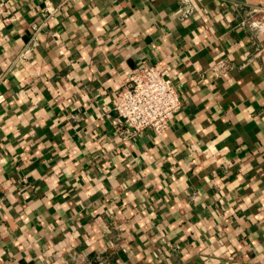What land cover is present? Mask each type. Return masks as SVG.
<instances>
[{"label":"crops","instance_id":"crops-1","mask_svg":"<svg viewBox=\"0 0 264 264\" xmlns=\"http://www.w3.org/2000/svg\"><path fill=\"white\" fill-rule=\"evenodd\" d=\"M191 3L75 0L22 59L43 0H0V264H264V0ZM141 65L182 107L124 142Z\"/></svg>","mask_w":264,"mask_h":264},{"label":"built area","instance_id":"built-area-1","mask_svg":"<svg viewBox=\"0 0 264 264\" xmlns=\"http://www.w3.org/2000/svg\"><path fill=\"white\" fill-rule=\"evenodd\" d=\"M75 0H59L56 5L51 0H43L44 18L40 24L32 23L31 36L23 46L18 58L26 59L35 46L36 36L42 25L57 11L62 10ZM180 19L191 17L195 11L191 0H179ZM249 26L255 32L264 31V23L253 20ZM232 64L226 58L216 60L210 67L211 75L223 76ZM113 104V128L120 140L135 139L144 129H151L157 135H163L169 128L170 121L182 107V100L166 71L156 66L141 65L129 75L126 83L116 92Z\"/></svg>","mask_w":264,"mask_h":264}]
</instances>
